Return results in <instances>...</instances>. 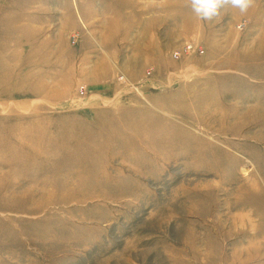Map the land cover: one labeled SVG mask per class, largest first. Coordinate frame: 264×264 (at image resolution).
Here are the masks:
<instances>
[{
	"label": "rangeland",
	"instance_id": "rangeland-1",
	"mask_svg": "<svg viewBox=\"0 0 264 264\" xmlns=\"http://www.w3.org/2000/svg\"><path fill=\"white\" fill-rule=\"evenodd\" d=\"M0 264H264V0H0Z\"/></svg>",
	"mask_w": 264,
	"mask_h": 264
},
{
	"label": "clouds",
	"instance_id": "clouds-1",
	"mask_svg": "<svg viewBox=\"0 0 264 264\" xmlns=\"http://www.w3.org/2000/svg\"><path fill=\"white\" fill-rule=\"evenodd\" d=\"M249 2L250 0H191V7L201 18L213 20L225 4L243 13L248 9Z\"/></svg>",
	"mask_w": 264,
	"mask_h": 264
},
{
	"label": "built area",
	"instance_id": "built-area-1",
	"mask_svg": "<svg viewBox=\"0 0 264 264\" xmlns=\"http://www.w3.org/2000/svg\"><path fill=\"white\" fill-rule=\"evenodd\" d=\"M239 25V24H238ZM239 27L241 28L242 27V24H240L239 25ZM181 50H183V51H185V52H187L188 50L189 51H191L192 50V45L191 44H186V45H184L183 47H182V49ZM181 50H174L173 52H172V56H174V58L176 57V56H179L180 54H181Z\"/></svg>",
	"mask_w": 264,
	"mask_h": 264
},
{
	"label": "bare ground",
	"instance_id": "bare-ground-1",
	"mask_svg": "<svg viewBox=\"0 0 264 264\" xmlns=\"http://www.w3.org/2000/svg\"><path fill=\"white\" fill-rule=\"evenodd\" d=\"M82 90H83V88H82Z\"/></svg>",
	"mask_w": 264,
	"mask_h": 264
}]
</instances>
